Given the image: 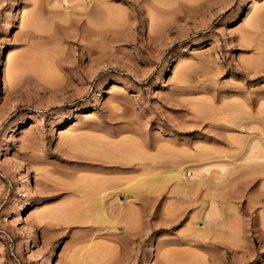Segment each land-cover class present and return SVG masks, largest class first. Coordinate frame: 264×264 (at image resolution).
Masks as SVG:
<instances>
[{
  "label": "rangeland",
  "instance_id": "rangeland-1",
  "mask_svg": "<svg viewBox=\"0 0 264 264\" xmlns=\"http://www.w3.org/2000/svg\"><path fill=\"white\" fill-rule=\"evenodd\" d=\"M0 32V264H264V0H0ZM109 181L117 222H64Z\"/></svg>",
  "mask_w": 264,
  "mask_h": 264
},
{
  "label": "bare ground",
  "instance_id": "bare-ground-1",
  "mask_svg": "<svg viewBox=\"0 0 264 264\" xmlns=\"http://www.w3.org/2000/svg\"><path fill=\"white\" fill-rule=\"evenodd\" d=\"M37 62V61H36ZM21 64H25V63H22L21 62ZM28 66H29V63L27 64ZM31 66H32V64H31ZM48 71V70H47ZM7 77H8V73H5V79H7ZM252 147V151L255 149V147L256 148H258V146H257V144H256V146L254 145V147H253V145L251 146ZM119 148V147H118ZM117 148V150H119ZM116 150V149H115ZM114 150V151H115ZM116 150V151H117ZM257 150V149H256ZM256 150L255 151H253V152H256ZM105 151V153H106V155H107V151L106 150H104ZM114 151H111V152H113L114 153ZM109 152V151H108ZM252 152V153H253ZM261 152V150L260 149H258L257 150V152L256 153H253V155H251V157H252V159L254 158V157H257V159H259L260 157H262V158H264L263 156H261L259 153ZM101 153H103V154H105L104 152H100V154ZM113 153H111L112 155H113ZM119 153V152H118ZM258 153V156L256 155ZM110 154V153H109ZM105 155V156H106ZM115 155V154H114ZM118 154H116L115 156H117ZM259 155H260V157H259ZM121 156H122V154H121ZM120 156V157H121ZM102 157H103V155H102ZM107 157V156H106ZM114 157V156H113ZM250 157V156H249ZM109 158H111V156H109ZM108 158V159H109ZM248 158V157H247ZM246 158V159H247ZM205 164H207V163H205ZM180 172H181V170H180ZM170 174H171V172H170ZM175 174V173H174ZM173 173H172V176L174 175ZM177 174V173H176ZM182 173H179L178 174V176L179 175H181ZM167 176V175H166ZM146 177V176H145ZM142 178V179H141ZM140 179L138 178V180L137 179H135V181L134 182H131L132 183V189L134 190V192H135V197L137 196V197H139V193H140V191H139V189H140V184L142 183V180H143V178H144V176L143 177H141ZM144 179H147V178H144ZM108 181V180H107ZM113 182H115V181H113ZM120 182V181H119ZM144 182H145V180H144ZM105 183H106V185H105ZM104 184H103V182L101 183V186H99V183L97 184V185H95L96 186V188H91V189H93V191H91L90 192V196H92V194L95 196H93L95 199H96V196H97V199L95 200V201H91V204L94 206V205H96L94 208H93V210H92V212H91V215L88 217V219H84L85 217H80L81 215H76L75 213H72V212H70V213H68V214H66V217H64L63 219L65 220H63L65 223L67 222V223H69V222H86L87 220L89 221V220H93V222L94 223H96V222H98V221H101V220H105V221H109V222H112V223H114L116 220H112V219H110L108 216H107V208L105 207V200H106V198H107V195H104V193L106 194V191L108 192V194H111L112 192L114 193V195H116V196H118V194L120 193V192H122V190H123V187L124 186H126V185H124L123 184V186H122V184H119L118 183V185H121L122 186V188L121 187H117L118 185H117V183L115 184V185H117V186H115L114 184H113V186L111 185L112 184V182L111 181H109L108 182V184H110V186L107 184V182H105ZM129 183V182H128ZM131 183H130V185H131ZM151 183V185H152V182H150ZM103 184V185H102ZM129 185V184H128ZM142 185V184H141ZM156 185V184H155ZM149 186V185H148ZM153 186H154V182H153ZM126 188H128V186L126 187ZM110 189H111V191H110ZM122 189V190H121ZM151 189V188H150ZM110 192H109V191ZM113 190V191H112ZM142 190V189H141ZM143 191V190H142ZM151 191H154L153 190V188L151 189ZM142 193V192H141ZM113 195V194H112ZM112 195H110V196H108L109 198L112 196ZM141 197H142V195H141ZM116 199V198H115ZM136 199V198H135ZM92 202H94V204L92 203ZM123 203H125L124 201H119V204H120V207H121V205L123 204ZM126 204V203H125ZM124 204V205H125ZM123 205V206H124ZM126 206V205H125ZM124 206V207H125ZM123 208V207H122ZM122 208H120V211H121V209ZM116 211V210H115ZM124 211H125V209H124ZM126 212V211H125ZM127 212H129V211H127ZM115 214V213H114ZM121 214V213H120ZM128 214V213H127ZM113 215V214H112ZM119 215V214H118ZM114 216V215H113ZM117 222V221H116ZM111 224V223H110ZM109 224V225H110ZM114 226V225H113ZM29 235H30V238L33 240V236L30 234V233H28ZM84 259V258H83ZM85 261V260H84ZM83 262V261H82ZM82 264H84V263H82ZM86 264V263H85Z\"/></svg>",
  "mask_w": 264,
  "mask_h": 264
},
{
  "label": "snow or ice",
  "instance_id": "snow-or-ice-1",
  "mask_svg": "<svg viewBox=\"0 0 264 264\" xmlns=\"http://www.w3.org/2000/svg\"><path fill=\"white\" fill-rule=\"evenodd\" d=\"M4 35H5V34H4L3 32H0V36H4ZM7 35H8V36H11V31H9V32L7 33ZM3 45H4V50H5V51H7L8 47L11 46L10 43L7 42V41L3 42Z\"/></svg>",
  "mask_w": 264,
  "mask_h": 264
}]
</instances>
